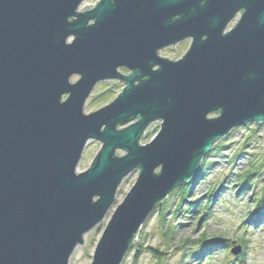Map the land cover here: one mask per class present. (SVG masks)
<instances>
[{
    "label": "water",
    "instance_id": "1",
    "mask_svg": "<svg viewBox=\"0 0 264 264\" xmlns=\"http://www.w3.org/2000/svg\"><path fill=\"white\" fill-rule=\"evenodd\" d=\"M83 1L0 0V264H69L137 169L83 263L121 264L216 143L264 123V0ZM186 39L180 59L159 55ZM109 80L122 91L85 111Z\"/></svg>",
    "mask_w": 264,
    "mask_h": 264
},
{
    "label": "rangeland",
    "instance_id": "2",
    "mask_svg": "<svg viewBox=\"0 0 264 264\" xmlns=\"http://www.w3.org/2000/svg\"><path fill=\"white\" fill-rule=\"evenodd\" d=\"M98 1L84 0L79 9ZM239 18L237 15L227 29ZM189 44V40L179 42L160 50L159 55L180 59ZM120 72L127 73V70L120 69ZM123 87L117 80L97 83L83 109L95 111L112 102ZM212 116L215 115L208 118ZM160 123L155 121L147 127L148 134H143L142 143L151 141ZM100 146L96 140L87 142L76 172L89 168ZM252 170H256L254 175L249 174ZM137 175L136 169L122 180L119 196H115L108 216L100 227L95 226L84 235L87 242L76 247L69 264L92 262L106 224ZM263 186L264 123L232 129L205 155L196 177L173 190L150 213L121 264H264ZM145 247L158 250L160 255L144 250ZM236 248L239 252L234 255L232 250Z\"/></svg>",
    "mask_w": 264,
    "mask_h": 264
},
{
    "label": "trees",
    "instance_id": "3",
    "mask_svg": "<svg viewBox=\"0 0 264 264\" xmlns=\"http://www.w3.org/2000/svg\"><path fill=\"white\" fill-rule=\"evenodd\" d=\"M255 172H256V170H252L249 174H250V175H254ZM249 174H248V175H249ZM250 175H249V176H250ZM200 176H201V175H198L197 177H200ZM246 178H247V177H246ZM263 190H264V186H263ZM185 196H186V195H185ZM255 212H256V211H255ZM144 250H148V251L152 252L153 254H155V255H157V256L160 255L159 251L156 250V249H152V248H147V247H145Z\"/></svg>",
    "mask_w": 264,
    "mask_h": 264
},
{
    "label": "flooded vegetation",
    "instance_id": "4",
    "mask_svg": "<svg viewBox=\"0 0 264 264\" xmlns=\"http://www.w3.org/2000/svg\"><path fill=\"white\" fill-rule=\"evenodd\" d=\"M188 40L191 42L190 39L183 40V42H184V41H188ZM181 42H182V41H181ZM126 74H128V71H127V73H125V75H126Z\"/></svg>",
    "mask_w": 264,
    "mask_h": 264
}]
</instances>
